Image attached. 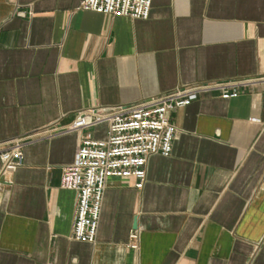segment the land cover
I'll return each instance as SVG.
<instances>
[{
  "label": "crops",
  "instance_id": "crops-1",
  "mask_svg": "<svg viewBox=\"0 0 264 264\" xmlns=\"http://www.w3.org/2000/svg\"><path fill=\"white\" fill-rule=\"evenodd\" d=\"M81 2L0 0V150L25 154L0 159V264H264V0H153L148 19ZM215 84L240 95L176 107L172 153L142 188L110 178L96 241L76 240L63 168L107 127L67 130L77 113Z\"/></svg>",
  "mask_w": 264,
  "mask_h": 264
},
{
  "label": "built area",
  "instance_id": "built-area-1",
  "mask_svg": "<svg viewBox=\"0 0 264 264\" xmlns=\"http://www.w3.org/2000/svg\"><path fill=\"white\" fill-rule=\"evenodd\" d=\"M152 4L153 0H82L80 6L112 16L148 19ZM246 84L243 82L241 85ZM231 86L215 84L178 88L145 103L99 106L79 111L67 130L94 129L100 125L107 127L101 138L90 131L85 133L74 161L63 168L61 187L76 191L78 195L74 238L84 242L96 241L110 178L133 177L136 187L142 188L147 178L149 158L172 153L178 131L171 114L176 107L190 105L193 94L207 88L221 89L225 99L239 96V85ZM251 120L261 121L255 117ZM0 159L2 174L12 173L24 163V143L10 142L0 150ZM132 237L137 239V233L133 232ZM133 246L138 247L137 244Z\"/></svg>",
  "mask_w": 264,
  "mask_h": 264
},
{
  "label": "water",
  "instance_id": "water-1",
  "mask_svg": "<svg viewBox=\"0 0 264 264\" xmlns=\"http://www.w3.org/2000/svg\"><path fill=\"white\" fill-rule=\"evenodd\" d=\"M137 228V225L135 224V229Z\"/></svg>",
  "mask_w": 264,
  "mask_h": 264
}]
</instances>
